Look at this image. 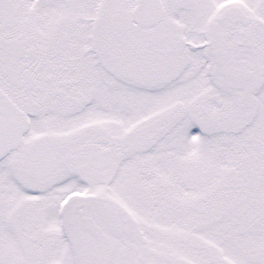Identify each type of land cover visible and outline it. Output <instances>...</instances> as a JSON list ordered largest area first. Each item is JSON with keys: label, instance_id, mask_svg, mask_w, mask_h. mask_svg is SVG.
<instances>
[{"label": "snow or ice", "instance_id": "1", "mask_svg": "<svg viewBox=\"0 0 264 264\" xmlns=\"http://www.w3.org/2000/svg\"><path fill=\"white\" fill-rule=\"evenodd\" d=\"M0 264H264V0H0Z\"/></svg>", "mask_w": 264, "mask_h": 264}]
</instances>
